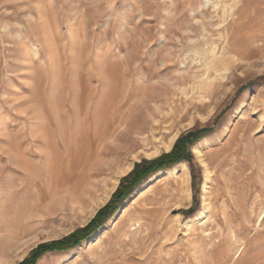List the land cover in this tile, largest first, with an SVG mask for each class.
<instances>
[{"label":"rangeland","instance_id":"1","mask_svg":"<svg viewBox=\"0 0 264 264\" xmlns=\"http://www.w3.org/2000/svg\"><path fill=\"white\" fill-rule=\"evenodd\" d=\"M218 1L234 7L220 25L221 8L204 0H0V264H20L37 246L83 228L136 164L202 130L196 143L210 144L197 156L194 143L189 162L182 161L189 200L182 178L152 179L179 162L137 186L88 239L44 252L34 264L264 262V0ZM205 43L227 60L220 74L208 71L210 83L193 54ZM238 108L242 117L217 140ZM101 115L111 130L123 126L115 147L114 138L103 143L106 163L92 175V196L117 176L115 190L89 219L90 198L74 206L65 201L55 215L31 218L25 231L31 173L45 180L47 160L67 159L80 122L97 145ZM175 133L170 151L148 159ZM200 160L211 173L206 216L186 227L201 209ZM128 164L131 171L118 175Z\"/></svg>","mask_w":264,"mask_h":264},{"label":"bare ground","instance_id":"2","mask_svg":"<svg viewBox=\"0 0 264 264\" xmlns=\"http://www.w3.org/2000/svg\"><path fill=\"white\" fill-rule=\"evenodd\" d=\"M203 3L205 7L210 3L211 8L215 11L221 8L222 15L220 17L219 25L224 23L225 20L224 16L233 17L234 7L232 6V4H223L220 3L218 0L214 2H210V0H204ZM28 43L26 44L27 45L26 48L29 49L30 51L29 53H31L30 56L37 57L38 51L30 44L29 41ZM193 54L202 58V63L200 64V66L205 70V73L203 72L204 73L203 79L205 80V83L211 82L210 77L208 75V71H212L215 75L217 73L220 74L217 68L219 66L223 67L224 61H227V60L223 61L221 56H217L216 47L213 43H207V44L205 43L203 48H199V47L196 48V50L193 51ZM33 57L31 59H33ZM243 113H244L243 108L236 109L235 114L226 123L221 136L217 140H220L221 138L226 136L227 131L233 125V120L238 118L239 116L242 117ZM97 121H98V126L94 131L95 132L94 138L98 140L97 145H95L93 141L86 138L87 126L85 125V122H80V124L77 125L78 142L76 143L73 152L68 155L67 159H65L62 162V158L59 157L60 158L59 159L55 155V157H52V159L47 160V166L44 175L45 180H41L40 178L41 173L37 176L36 174L31 173L30 183H28V185H25V231L32 224L30 223L31 218L37 216L38 219L41 221V219L46 218L45 216H53L55 215V213L58 212L57 211L58 209H61L63 207L65 201H67L70 205L74 206L77 203L82 205L84 204V200L86 198H90L92 201V205L86 215V219H89V217H91L95 213L96 209L100 208L101 206H103V204L107 202L111 193L115 190L118 184L117 176L116 178H114V180L112 181V183H110L108 187H106L103 190H100L99 196L95 199L92 196V191L95 188L97 182L94 183V181L96 180L92 181L93 178L92 175L97 174L99 170L101 171L102 166L104 167L106 163V161L104 162L105 160L104 158L107 156L106 153L108 151L106 152L103 150L105 149L104 148L105 146L103 147V143L114 138L113 140H111V142H109V144L111 143L112 144L111 147H115L116 145L114 146V144L118 142L116 140L119 139L120 136L122 135L121 127L123 126V123L119 122L120 123V124L118 123L119 126L111 130V120L105 119L104 115H101V117H99ZM123 137L124 136H122V138ZM177 137L178 135L175 133L171 135L166 141H163L160 144V146H154L153 148L154 150H152L153 153L148 155V159L158 156L161 150L163 152L170 151ZM209 144L210 142L208 140H202L196 143L195 145H193L191 147V150L194 153V155L200 156L199 154H200L201 146L203 145L208 146ZM107 150H109V148ZM83 165L84 167H81ZM108 165L106 164L107 167ZM200 165L203 168V182L201 185V209H199L197 214L194 216L193 220H189L187 222L186 227L189 226L191 227L195 225L200 221L201 218L206 216L208 183L210 180L211 173L208 170L205 162H203L202 160H200ZM79 166L81 168H79ZM131 168H132L131 164L122 167L120 171L118 170L119 171L118 175L124 176L128 174L131 171ZM36 169L38 170V168ZM158 176H161L162 179L160 180L162 181L165 179L168 180L177 177L182 178L185 184V197L187 200H189L190 189L187 186V181L189 179V171L185 163L181 162L169 170H165L161 173H158L157 175L152 176V179L158 178ZM47 198H49V201L45 203ZM263 211L264 210H262L260 214H262ZM261 219L262 218H260L259 215L258 223L262 221ZM112 220L115 221V218L113 217ZM89 240L91 241L92 238H90Z\"/></svg>","mask_w":264,"mask_h":264},{"label":"trees","instance_id":"3","mask_svg":"<svg viewBox=\"0 0 264 264\" xmlns=\"http://www.w3.org/2000/svg\"><path fill=\"white\" fill-rule=\"evenodd\" d=\"M202 133H204V130L200 132L189 131L176 140L169 153L163 154L153 160L136 164L131 173L121 179L118 188L113 193L108 203L96 213L86 226L77 229L60 241L37 246L29 257L24 259L20 264H34L38 257L44 252H65L88 239L107 223L109 218L115 214L121 204L128 199L132 191L141 183L145 182L150 176L160 170L170 168L179 162H189V148L202 138Z\"/></svg>","mask_w":264,"mask_h":264},{"label":"snow or ice","instance_id":"4","mask_svg":"<svg viewBox=\"0 0 264 264\" xmlns=\"http://www.w3.org/2000/svg\"><path fill=\"white\" fill-rule=\"evenodd\" d=\"M262 264H264V262H262Z\"/></svg>","mask_w":264,"mask_h":264}]
</instances>
